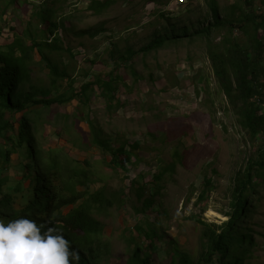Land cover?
Wrapping results in <instances>:
<instances>
[{
  "label": "rangeland",
  "instance_id": "rangeland-1",
  "mask_svg": "<svg viewBox=\"0 0 264 264\" xmlns=\"http://www.w3.org/2000/svg\"><path fill=\"white\" fill-rule=\"evenodd\" d=\"M253 1L256 11L263 10L264 0ZM89 3L90 0H67L65 8L59 10L60 15L68 17L67 25L72 24L64 35L76 54L72 58L64 53L63 58L71 63L70 73L78 88L96 74L107 77L116 67L114 57L126 54V50L135 51L130 61L120 64L123 65L119 69L122 82L116 99L121 100L122 106L108 112L97 87L88 105L77 100L64 105L53 104L49 108L30 103L27 109L35 119L37 143L45 151L54 148L67 154L74 164L92 171L95 180L90 184L91 192L100 185L105 186L106 199L103 203H95L92 212L104 223L102 238L110 244L103 257L104 264H127L130 248L135 245L133 237L138 242L144 239L134 229L139 224L144 228L149 224L162 235L152 249V264H172L171 250L176 246L196 257L202 251L205 239L202 226L190 216L217 224L228 219L226 213L232 210L230 202L236 173L244 168L257 145H252L237 124L227 98L219 91L206 54L205 39H182L148 54L138 50L157 35L172 31L171 25L192 27L190 31H194L198 23L209 16L206 0H185L183 3L178 0H165V3L116 0L102 15L89 10ZM51 5L52 0H16L7 9L5 21L0 20L4 28L1 41L10 38L12 31L23 32L28 21L26 12L31 15V10ZM220 7L222 15L248 10L244 0H220ZM161 11H164V17L158 15ZM97 30L98 33L93 35ZM223 33L216 32L215 42L221 40ZM35 59L39 60L40 56L36 54ZM48 73L45 64L39 62L32 74L33 83L49 87ZM69 83V80H60V91L67 89ZM84 108L108 137L119 133L130 142L138 141L142 145L138 159L133 158L134 163L115 167L110 162L111 154L101 148L80 149L71 142L79 138L90 141L88 122L72 115ZM66 113L72 115L69 121L63 118ZM21 115L7 111V117L14 119L16 127ZM0 143L6 144L3 139ZM5 146L9 147L8 144ZM18 156L17 152L13 153L7 163L0 157V168L3 169L0 174L8 175L10 184H15L22 173ZM41 158L45 169L52 167L47 154H41ZM173 161L178 162L174 171L165 173L155 182V173ZM98 177L102 181L98 182ZM27 183L29 180H25ZM138 186L145 188L141 198L135 188ZM204 191L205 194H201ZM149 195H154L155 203L142 210ZM252 203L255 209L246 218V223L264 233V184L252 197ZM255 236L256 257L248 261L264 264V236L256 233Z\"/></svg>",
  "mask_w": 264,
  "mask_h": 264
},
{
  "label": "trees",
  "instance_id": "trees-1",
  "mask_svg": "<svg viewBox=\"0 0 264 264\" xmlns=\"http://www.w3.org/2000/svg\"><path fill=\"white\" fill-rule=\"evenodd\" d=\"M66 1L52 0L50 7L33 9L30 11L31 15L26 12L28 21L25 22L23 32L11 30L10 38L5 41L0 39V139L9 146L0 143V157L7 163L11 161L12 154L17 152L18 166L22 172L15 184L9 183L8 175L0 174V219L7 221L24 216L35 219L38 223L49 222L46 226L58 227L71 241L72 247L78 250L79 264H104L103 257L109 251L110 244L102 238L104 223L92 212L95 203H103L106 199L105 186L100 185L91 192L90 184L95 180L92 178V171L74 164L71 157L54 148L50 151L42 149L35 138V119L27 108L30 103L49 108L53 104L64 105L74 100L88 105L91 94L97 87L106 101L108 112L117 110L122 106L121 100L116 99V92L122 82L119 69L123 65L120 64L130 61L135 51L126 50V54L114 57L116 67L107 77L96 74L90 81L76 88L75 79L70 73L71 63L63 58L64 53L72 58L76 57L64 35L69 30L67 28H72V24L69 27L68 17L59 12L65 8ZM152 1L165 3V0ZM4 2L5 0H0V20L3 21L7 9L16 0H8L6 4ZM115 2L116 0H90L88 9L96 15H102ZM206 5L209 16L202 23L199 22L194 31H190L192 27L177 28L171 25L172 31L157 35L138 52L148 54L186 38L205 39L206 54L211 61L219 91L227 98L230 110L236 115L237 124L248 135L252 145L257 146L244 168L236 173L230 202L232 210L226 213L228 219L217 224L190 216L203 228V249L195 257L188 251L173 247L172 264H250L248 259L256 257L255 233L264 236V233L255 231L246 223V218L255 209L252 197L264 184V7L263 10L256 11L253 0H244L247 11L238 14L233 11L222 15L220 0H206ZM239 8L242 9V6ZM163 12L158 15L164 17ZM3 29L0 24V38ZM219 31H224V35L220 41L215 42L214 36ZM97 33L98 30L93 35ZM36 54L40 56L39 60L35 59ZM39 62L44 63L49 70V87L33 83L32 74ZM60 80L70 81L67 89L60 91ZM7 111L22 113L18 127L13 118L7 117ZM72 115L87 121L91 132L88 142L82 138L71 140L76 147L101 148L111 154L110 162L115 167L124 166L128 162L134 163L133 158L138 159V152L142 147L138 141L132 143L119 133L108 137L97 122L89 118L90 113L86 109L78 110ZM72 115L66 113L63 118L69 121ZM41 154H47L52 163L51 168L45 169ZM176 154L180 158V153ZM177 163L173 161L166 167L162 166L154 175L155 182L162 179L165 173L174 171ZM2 170L0 168V172ZM25 180H29V183L25 184ZM96 180L99 182L102 178L98 177ZM209 182L210 179L207 180ZM135 188L139 198L145 195L143 186ZM201 194H205V191ZM154 203V195L146 196L142 210L153 207ZM134 229L144 239L138 242L133 237L135 245L130 248L127 264H152V249L162 235L149 224L147 228L139 224Z\"/></svg>",
  "mask_w": 264,
  "mask_h": 264
},
{
  "label": "clouds",
  "instance_id": "clouds-1",
  "mask_svg": "<svg viewBox=\"0 0 264 264\" xmlns=\"http://www.w3.org/2000/svg\"><path fill=\"white\" fill-rule=\"evenodd\" d=\"M49 222L0 219V264H79L78 250Z\"/></svg>",
  "mask_w": 264,
  "mask_h": 264
},
{
  "label": "built area",
  "instance_id": "built-area-1",
  "mask_svg": "<svg viewBox=\"0 0 264 264\" xmlns=\"http://www.w3.org/2000/svg\"><path fill=\"white\" fill-rule=\"evenodd\" d=\"M180 3H183V2H185V0H178Z\"/></svg>",
  "mask_w": 264,
  "mask_h": 264
}]
</instances>
